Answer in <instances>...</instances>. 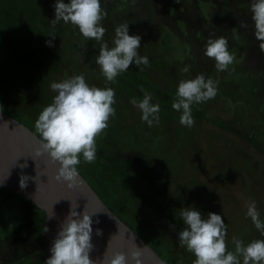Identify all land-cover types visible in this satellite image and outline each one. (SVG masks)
Returning a JSON list of instances; mask_svg holds the SVG:
<instances>
[{
  "label": "rangeland",
  "instance_id": "1",
  "mask_svg": "<svg viewBox=\"0 0 264 264\" xmlns=\"http://www.w3.org/2000/svg\"><path fill=\"white\" fill-rule=\"evenodd\" d=\"M32 1L35 11L44 15L41 19L36 13V26L43 25L38 35L32 33L36 28L27 25L35 19L31 9H24L28 13L24 18L25 31H20L9 19L11 9L23 13L25 0H0L3 6L0 74L16 89L13 101L24 100L29 104L24 103L22 107L19 104L23 113V109L34 104L33 98L44 108L51 104L56 95L50 88L51 83L73 75L83 74L90 86L115 90L116 114L96 138V152L117 147L118 150L108 153L109 158L120 157L121 164L134 166L124 178L127 190L116 187L112 192L131 212H136L133 213L136 220L145 218L153 224L144 223L148 236L130 221L133 214L130 218L122 215L127 225L169 264H176L170 257L176 258L177 264H192L194 258L186 255L188 251L180 245L176 230L159 219L145 199L136 196V192L144 194L154 190L156 181L167 188L158 194L176 217L181 219L180 212L187 207H195L205 218L209 212L221 215L226 224L229 251L235 248L233 237L245 244L264 239L251 219L246 218L247 203L255 201L264 221V53L254 37L251 0H207L209 10L203 14L184 0H100L107 13L101 21L106 32L100 42L84 38L71 23L60 21L53 26L50 21L55 18L56 0L48 3L43 0L48 13ZM201 20L209 26L204 27ZM242 22L248 26L241 27ZM123 23L129 24L130 35L142 37L138 52L149 59V66L132 65L127 71L134 72V77H147L150 85L141 82L143 86H156L150 93L152 103H158L161 111L159 124L152 127L142 122L140 111L130 103L133 96L129 87L142 96L145 92L136 88L134 82L129 83L125 76L119 81L107 82L95 63L100 44L106 42L112 47L115 28ZM161 23L165 26L160 27ZM51 36L55 39L49 47L46 41ZM210 36L225 37L229 51L236 57L225 72L217 71L215 61L204 55ZM162 45H171L176 50L172 51V61L158 58ZM186 66L189 71L184 73L182 69ZM198 74L217 81V95L191 106L192 116L200 110L208 115L209 121L200 122L193 117L194 125L185 127L179 122L181 113L172 108V103L178 83L194 79ZM169 78L170 82L166 83ZM164 101L171 106L164 105ZM20 118L36 131L35 122L28 114ZM212 119H221L224 124L214 125ZM41 217V212L29 200L0 187V264H42L38 250L41 242L37 236ZM175 251L181 258L174 256ZM187 258L188 263L184 260Z\"/></svg>",
  "mask_w": 264,
  "mask_h": 264
},
{
  "label": "clouds",
  "instance_id": "2",
  "mask_svg": "<svg viewBox=\"0 0 264 264\" xmlns=\"http://www.w3.org/2000/svg\"><path fill=\"white\" fill-rule=\"evenodd\" d=\"M55 18L50 23L55 26L60 21L71 23L80 34L88 39L100 42L106 29L101 25L107 13L102 9L100 0H56ZM251 22L258 47L264 53V0H251ZM246 22L241 27H247ZM46 41L52 47V40ZM142 37L129 34V24L123 23L115 28L113 46L101 43L95 63L102 76L112 82L132 65L149 66L147 56L138 52ZM204 55L215 61L217 71L225 72L234 63L236 57L229 51L228 40L223 37L210 36L205 44ZM143 70V69H141ZM184 73L189 67L182 69ZM51 90L56 93L52 103L46 106L35 121L36 132L41 137V152L47 153L60 167L57 181H63L69 188L74 186L78 175L77 165L81 156L84 162L92 163L96 159V138L108 127L111 117L115 116V90L111 87L90 86L83 74L73 75L61 82H52ZM217 95V81L198 74L194 79L181 80L178 83L176 98L172 108L180 112L179 122L182 126L192 127V105L212 100ZM153 96L145 92L143 99L131 98L130 103L141 113V120L149 127L159 124L161 111L158 103H152ZM26 167V165H22ZM30 178L22 175L20 187H27ZM59 202V201H57ZM73 209V207H72ZM181 219L186 225L177 235L180 245L185 247L195 259L192 264H264V239L252 240L245 244L236 237L232 238L234 251H229L226 244V224L224 218L213 212L203 217L195 207L183 208ZM92 216L86 212H69L61 223L59 231L51 243L50 256L44 264H93L90 253L92 243ZM246 218H250L255 228L264 235V221L260 219L255 201L247 203ZM99 223V221H96ZM48 229L45 227L44 232ZM97 228L95 235L102 236ZM142 251L137 248L130 258L122 252L105 256V264H141Z\"/></svg>",
  "mask_w": 264,
  "mask_h": 264
},
{
  "label": "water",
  "instance_id": "3",
  "mask_svg": "<svg viewBox=\"0 0 264 264\" xmlns=\"http://www.w3.org/2000/svg\"><path fill=\"white\" fill-rule=\"evenodd\" d=\"M41 137L18 119L3 111L0 98V187L14 191L45 212L44 232L47 258L59 227L71 210L92 216L93 264H105V256L122 252L130 258L132 251H142L141 264H168L150 245L135 233L100 198L91 184L77 170L74 186L57 181L59 163L41 152ZM26 165V167H22ZM30 179L21 189L20 177ZM59 201V202H57ZM73 207V209H72ZM99 221V223H96ZM102 236L95 235L96 229ZM131 264V262H130Z\"/></svg>",
  "mask_w": 264,
  "mask_h": 264
},
{
  "label": "trees",
  "instance_id": "4",
  "mask_svg": "<svg viewBox=\"0 0 264 264\" xmlns=\"http://www.w3.org/2000/svg\"><path fill=\"white\" fill-rule=\"evenodd\" d=\"M25 1H26V6H25V8H23V13L22 12L19 13L15 9H11L10 12L8 13L9 19H10V21L15 22V26L20 31H25L27 25L33 26V28H36L37 30H36V32L32 31V33L34 35H38L37 33L39 32V30H43V25L41 26L39 24L38 26H36V23H37L36 22V13L40 16V18L43 15V13L41 15L39 10L35 11L34 1H32V0H25ZM35 1H36L37 6L41 5L42 8L44 9V11L46 12L47 7H45L43 0H35ZM153 1H155V0H153ZM184 2H186L188 5H191V7L194 6L195 8H197L201 14H203L204 10L205 11L209 10V5L207 4V0H184ZM47 3H48V0H47ZM244 5L247 6L248 2H247V4H244ZM244 5H242L241 7H243ZM27 8L31 9V12L33 13V16L35 17V19L26 25L25 24L26 20L24 18L28 13L24 9H27ZM2 9H3V6L0 5V13H3ZM47 13H48V10H47ZM154 19L157 21L156 15H154ZM199 21H200V19H199ZM201 21H203V20H201ZM203 23H204V25H203L204 27L209 26V23H207V25H205L204 21H203ZM163 26H165V24L161 23L160 27H163ZM158 27H159V25L156 27V29H158ZM200 27L202 28V23H201ZM30 31H31V29H30ZM29 36L32 38V35L30 33H29ZM172 51L176 52V50L171 45H170V47H164L162 45V47L160 48V51L157 52L160 56L158 58L168 60V61H172L174 59V58H172ZM160 59H159V61H160ZM155 62H156V59H155ZM133 73L134 72H132V74ZM132 74L130 71L120 73L116 77L114 82L121 80L122 76H125L129 83L134 82V84L137 85L136 88H138L144 92L150 93L151 90H152V92L156 90V88H155L156 86H153V85L149 86L150 83H149L147 77L144 76V79H141L138 76L134 77L133 76L134 74L133 75ZM165 81H167L166 83H169L170 78L166 79ZM141 82H144V83L147 82L149 85L143 86V84ZM129 89L131 91L130 94L133 96V98H136L137 100L143 99V96L141 94H139L137 91H135L134 88L132 89L129 87ZM15 93H16L15 87H13L11 85V83L9 81H7V77L5 75L0 74V98L2 101V105H3V111L7 114H9V112H11L12 117L18 119V121L22 122L27 127H29L31 130H33V128L28 126L24 121H21L20 117H25L26 114H28L30 119L32 118V121L35 122L36 119L38 118L39 114L41 113V111L44 109V107L42 104H40V103L38 104L36 102L37 100L33 98L35 105L33 104L32 106H28L27 109H23L24 112L26 113L25 114L19 109V104L21 105V107H22V104H24V103H25V105H29V104H27L26 101L22 100L23 98L21 99L22 101H19V100L17 102L13 101L12 98H14V96L16 95ZM34 97L36 98V95ZM163 104L167 105V107L171 106L170 102H168V101H164ZM14 114H16V115H14ZM170 116H171V114H169V117ZM207 116L208 115L206 113H203L200 110H198V112L194 111V113H193V117L196 118V120H199L200 122L209 121ZM170 118L172 120H176V117H174V116H172ZM211 121L214 123V125H223L224 124V122L221 119H212ZM217 123H219V124H217ZM33 131L37 135H39L35 130H33ZM116 145L120 146V148L122 147V145H119V144H116ZM100 147H103V146L101 145ZM113 149L118 150L117 147L110 146L106 152H102V151H99L98 153L96 152V159L90 164L84 162L83 157L81 156V158H80L81 162L79 165H77V170L83 175L84 179H86L91 184V186L95 189V191L98 193L100 198L106 203V205L109 207V209H111L113 212H115L124 221V219L122 218V215L123 216L126 215L130 218L132 216V214L136 213V212H133V211L131 212L129 207L125 206L126 203L124 205V202L122 200H120L119 198H117L113 194L112 188L120 187L124 190H127L128 186H125L124 178L126 175H130V168H132L133 165L132 166H130V165L126 166V165L121 164V162H120L121 159H119L120 157L119 158H109L108 153L113 151ZM103 151H105V150H103ZM154 182H155L154 187H153L154 190L152 189L150 192L147 191L144 194L136 192L137 195L136 194L135 195L137 197L141 196L143 199H145L149 205V208H151L153 211L156 212V216L159 219H162L166 224H169L170 226H172L176 230V232L179 233L184 227H186V225H184L183 221L180 218L176 217L175 213L172 211V209L168 203L161 201V196L158 193H160V190H162L164 192L167 191L166 190L167 188L163 187V185L159 184L158 182L156 183V181H154ZM19 196H21V195H19ZM173 202L178 203L174 200H173ZM31 203H33V202H31ZM36 208L42 214V217L40 219V221H41L40 229H39L40 231L37 234V236L41 242V248L38 250L40 252V255H42V258H43L42 264H44V261L47 259V251H48L47 241H46L45 236H44L45 212L42 211L41 209H39L37 206H36ZM145 216H146V214L144 215V217ZM130 221L135 226H137L138 229H140V232L144 233L145 235L147 234L145 231V228L143 226H145L144 223L150 224L151 222L147 221L145 218L141 221H138L134 218V214H133V219L131 218ZM131 229L140 236V234L138 232H136L133 228H131ZM157 230H158V232L162 233L160 231V229L157 228ZM146 236H148V235H146ZM140 238H142V236H140ZM142 239L144 240V238H142ZM152 240H155L156 242L160 243L158 240H156V238L155 239L152 238ZM144 241H146V240H144ZM150 247L154 251H156L151 245H150ZM159 255L163 258V256L161 254H159ZM186 255L188 257H193L195 259V257L191 253L188 254V252H186ZM174 256H178V258H181V256L178 253H176V251L174 252ZM163 259L165 260V258H163ZM170 259L174 263L177 264L176 258L170 257ZM184 260H186V262L188 263V258L184 259Z\"/></svg>",
  "mask_w": 264,
  "mask_h": 264
}]
</instances>
